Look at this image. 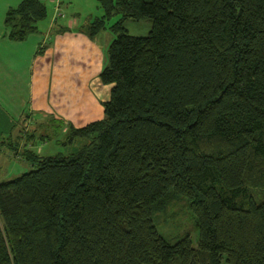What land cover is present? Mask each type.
Wrapping results in <instances>:
<instances>
[{
    "label": "trees",
    "instance_id": "16d2710c",
    "mask_svg": "<svg viewBox=\"0 0 264 264\" xmlns=\"http://www.w3.org/2000/svg\"><path fill=\"white\" fill-rule=\"evenodd\" d=\"M98 3L85 32L114 34L104 117L69 128L67 153L23 146L31 168L0 180V264H264V0ZM46 15L10 7L8 38ZM140 19L148 33L129 34ZM170 199L195 216V247L157 231Z\"/></svg>",
    "mask_w": 264,
    "mask_h": 264
},
{
    "label": "crops",
    "instance_id": "0c3cea01",
    "mask_svg": "<svg viewBox=\"0 0 264 264\" xmlns=\"http://www.w3.org/2000/svg\"><path fill=\"white\" fill-rule=\"evenodd\" d=\"M10 1L0 8V146L6 147L4 139L20 141L25 123L40 128L46 116H51V120H65L77 128L102 119V103L109 99L111 85L100 81L99 69L104 49L111 41L109 30L88 36L85 29L77 28L90 18L81 25L72 20L63 21L66 16L58 13L61 3L54 1L49 18L37 23L43 35L29 34L22 41H14L7 36L3 14L19 1L6 5ZM54 26L59 28L50 37ZM43 43L48 48L38 55ZM99 82L100 88L95 86ZM24 108H28L25 113ZM35 136L34 133L29 139L32 145H35ZM42 138L41 143L50 137ZM14 164L11 162L6 169L12 165L15 168ZM6 174L4 168L0 176ZM4 179L9 178L1 180Z\"/></svg>",
    "mask_w": 264,
    "mask_h": 264
},
{
    "label": "rangeland",
    "instance_id": "374dc122",
    "mask_svg": "<svg viewBox=\"0 0 264 264\" xmlns=\"http://www.w3.org/2000/svg\"><path fill=\"white\" fill-rule=\"evenodd\" d=\"M7 0H0V8L2 5H5V2ZM20 2L21 0H11L10 2H7L8 4H14L17 2ZM45 5L47 8V15L46 17L39 21L38 23L46 20L49 18L50 12L52 10V6L54 1L61 3V10L58 12L59 14L65 15L66 20H72V22H78L80 25L83 23V21H86L88 18L90 22L95 17H98L102 14V10L99 7L98 0H44ZM18 4H15V6ZM66 5L68 7L66 8ZM14 6V7H15ZM10 8V7H9ZM3 12V11H1ZM7 10L4 12L3 15H5ZM5 16H3L4 18ZM119 16H112L110 20L106 23V26L112 24L118 19ZM126 28L129 34L134 36H144L148 33L151 23L148 19H140L138 21H132L127 20ZM59 27L54 26L52 28V31L50 33V37L53 36L54 29H58ZM80 28V29H79ZM86 30L85 25L84 26H78L77 30ZM108 31V30H107ZM110 32V31H108ZM31 34H38L43 35V31H37L35 33ZM112 35L111 39H113L114 34L110 33ZM97 36V35H96ZM49 42V38L48 41ZM106 43V42H105ZM47 45V44H46ZM44 43L40 46L38 49V55H42L44 51L48 48ZM106 48L104 49V55L102 60V68L99 69V73L106 65V57H105ZM85 56V54H84ZM101 81V80H100ZM101 82L95 84L96 87H101ZM108 85V84H106ZM24 113L28 108H24ZM23 110V108H22ZM51 116L44 117V125L40 128L35 126L34 124L25 123L24 129L22 131V137H20V141L15 142L14 139H4V143H6L7 147H1L0 146V173H3V170L5 168L6 175L0 176V180L3 178H11L12 176H16L20 173L26 172L31 168V164L28 161H25L23 157L21 156V149L24 145H26V148H33V150L40 155L44 154H54L57 152L67 153L70 151L71 146L77 145L79 143L78 140H75L71 145L67 143V138H65V134L68 132V129L71 127H75L74 124L68 123L65 120L62 119H55L51 120ZM27 121V120H26ZM53 123V124H52ZM48 125V126H47ZM35 133V145H32L33 143L29 141L30 138L34 136ZM42 136H48L50 137L49 140H45V142L41 143L40 138ZM43 140V141H44ZM24 141V142H23ZM18 146L17 148L15 146ZM18 156V157H16ZM18 160V162H16ZM14 162L15 168L12 169L9 168L8 170L6 167L11 163ZM18 166V167H16ZM253 196L255 201H258L260 197L264 198V193H261V191L257 190L256 193H253ZM169 204L166 205V207H163L159 210H157L154 213V224L157 229V231L168 241L175 242L178 237L180 236H188L191 240L192 246L197 245V239H198V230L197 226L195 228L194 222H195V216L193 213L188 209V207L185 205V203L182 200L176 201V200H168ZM222 264H227L225 260H222Z\"/></svg>",
    "mask_w": 264,
    "mask_h": 264
}]
</instances>
